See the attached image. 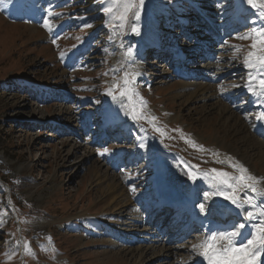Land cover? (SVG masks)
<instances>
[{
  "label": "rangeland",
  "instance_id": "obj_1",
  "mask_svg": "<svg viewBox=\"0 0 264 264\" xmlns=\"http://www.w3.org/2000/svg\"><path fill=\"white\" fill-rule=\"evenodd\" d=\"M255 5L144 0L126 12L125 0H0V264H194L200 224L175 239L166 209L152 219L157 197L193 194L194 216L201 204L235 209L222 180L241 175L256 191L237 186V203L261 223L264 158L244 89L264 79L244 64L264 31V0ZM164 43L185 61L186 48L202 51L177 74L169 56L151 55ZM119 206L135 221L113 225Z\"/></svg>",
  "mask_w": 264,
  "mask_h": 264
},
{
  "label": "snow or ice",
  "instance_id": "obj_2",
  "mask_svg": "<svg viewBox=\"0 0 264 264\" xmlns=\"http://www.w3.org/2000/svg\"><path fill=\"white\" fill-rule=\"evenodd\" d=\"M247 3L249 5H252L255 7V0H247ZM144 6V0H138V4L135 2V0H125V11H129L131 9L135 8H142ZM105 11H111V9H105ZM58 15V14H57ZM262 16H264V13H261ZM124 16H121V19H124ZM134 18L136 20H139L140 18V11H134ZM49 24L48 20H45V26L47 27ZM86 27L88 25H85ZM132 31L134 33L139 34V29L135 26H133ZM255 32L256 30L253 29ZM259 39L258 41H254L251 47L253 49L257 48V44L259 43L261 45L259 49V54H257L256 51H251L248 53L247 57L245 58L244 64L248 68H253L257 64L264 68V31H260L257 33ZM241 39H247V36L240 37ZM255 77L250 76V81L255 80ZM128 81L125 80V84H127ZM259 85L262 89H264V79L259 80ZM253 89L249 87V91H252ZM123 94V93H122ZM135 119V117H133ZM159 131V129H157ZM143 146V145H141ZM105 152H107V149H105ZM214 173H217L218 177H227L228 173L225 172H217L216 169L211 170ZM242 171H246L243 170ZM188 179L193 182V186L197 182V175L194 172L189 171L188 173ZM237 181V184H232L229 182V180L224 179L222 180V183L227 185L231 191H224L220 192V195H222L225 199L229 200L232 204L236 205L237 207H241L240 204L237 203V186H239V190L243 191L245 189H251L253 192L256 191V189L246 183V180H252L253 177H244L243 175L239 177H234ZM200 211L204 212L205 207L203 204L199 205ZM262 216H264V212L261 213ZM254 218V215L251 211L247 212V214L244 216V220H252ZM234 227H236L234 225ZM239 229H243L245 227L244 223L239 224ZM241 233L238 231H232V232H221L218 235L214 234L212 237L209 238V240L205 241L203 245H200L202 247L203 251L200 253L201 255L205 256L206 259H208L209 264H255L256 257L264 253V221H261V223L254 229L252 232V238L247 240V243H241L239 247L235 246L233 243V238L240 235ZM224 241L227 240V246L226 247H219L217 244V241ZM197 247L194 245V248Z\"/></svg>",
  "mask_w": 264,
  "mask_h": 264
},
{
  "label": "bare ground",
  "instance_id": "obj_3",
  "mask_svg": "<svg viewBox=\"0 0 264 264\" xmlns=\"http://www.w3.org/2000/svg\"><path fill=\"white\" fill-rule=\"evenodd\" d=\"M20 2V1H19ZM31 7V6H30ZM34 8V7H33ZM23 10V9H22ZM34 10V9H33ZM38 10H43V8H38ZM19 11V10H18ZM35 12H36V10H35ZM39 13V12H38ZM20 15V14H19ZM24 16V15H23ZM22 17V16H21ZM36 17H37V15H36ZM207 27V26H206ZM228 31H230V28H228L227 29V32ZM205 44H208V43H205ZM210 45V44H209ZM212 48V47H211ZM201 50H202V48H201ZM182 51H183V54H182V56H183V60L185 61V56H184V50L182 49ZM196 51V50H195ZM195 51H193V48H190V47H188V48H186V54L189 56V57H186V60H188L189 58H191V57H193V55L196 53ZM211 51V50H210ZM209 51V53H211ZM200 53V52H199ZM198 53V54H199ZM198 54L196 55V56H194L193 58H195V57H198ZM161 58L163 59V61H164V57L163 56H161ZM154 65V64H153ZM152 65V66H153ZM231 67V65L230 66H228L227 68H230ZM258 68H261V67H255L254 69H251V71H254L255 69H258ZM179 70H181V69H178V71ZM177 71V72H178ZM251 74H252V72H251ZM249 75V79H250V76H252V75ZM255 78H256V76H254ZM252 81V80H251ZM195 86V85H194ZM187 87V86H186ZM212 87L213 86H205V87H199V89L197 90V91H195L194 93H192V94H198V92H200V91H203L204 92V94L206 93H208V92H211V90H215V89H212ZM249 87H251L253 90L252 91H249ZM245 90H247L248 91V94L250 95V99H249V104L253 107V109H254V113H255V122H254V133H255V135L256 136H259V138L261 139V144L257 141L256 143H257V146L255 147L254 146V149L253 150H255V155H256V157H258V156H260L261 158H264V150H263V148H262V144L264 145V142H263V140H264V89H262L261 87H260V85H259V79H258V85L256 86V85H253V84H247V86L244 88ZM205 94V95H206ZM213 96V95H212ZM227 96V95H226ZM203 99H207V97H203ZM225 103V102H224ZM220 107V106H219ZM228 109V108H227ZM220 111H224L225 110V106L223 105V106H221L220 107V109H219ZM230 113V112H229ZM232 115V114H231ZM231 117V116H230ZM233 118V117H232ZM238 123V122H237ZM244 124V123H243ZM245 127V126H244ZM236 129V128H235ZM255 138V137H254ZM253 139V138H252ZM251 140V139H250ZM258 140V139H257ZM254 144V143H253ZM263 150V151H260L261 149ZM76 149V148H75ZM250 159H252V158H247V160H244V161H246L247 163L248 162H251L250 161ZM106 174V173H105ZM105 174H103V177H106L107 178V174L105 175ZM262 178H264V176L262 175ZM262 180V179H261ZM261 184H262V190L264 191V180H262L261 182H260ZM114 188H116V185L114 184V183H111L110 184V186H109V190H113ZM105 192H108V190H106ZM171 194H169V195H165V196H161L160 198H159V196L157 197L158 198V204H157V206H156V210H158V209H161L163 206H164V203H169V202H167V201H170V200H172L171 202H170V204H168L170 207L169 208H172L171 206H175L174 204L175 203H177L180 199V197L182 196V195H180L179 196V194H172V193H176V192H170ZM264 193V192H263ZM166 194H167V192H166ZM134 198H135V196H134ZM189 198V197H188ZM261 198H262V200L264 201V194L261 196ZM131 199V198H130ZM198 200V199H197ZM251 201V200H250ZM262 201V202H263ZM257 202H259V201H257ZM244 203L245 202H242V201H240V202H238V204H240L241 205V207H235V209H234V212L235 213H237L239 216H240V218H243V220H244V216L247 214V212H249V211H251L252 213H253V215H254V213H255V210H253V209H250V210H247L248 208H246L245 207V205H244ZM257 204V203H256ZM264 204V203H263ZM132 205L133 206H136L137 208H139L138 207V203H136V199H133L132 200ZM166 205V204H165ZM259 206V205H258ZM261 206H262V204H261ZM263 207V206H262ZM259 209H260V207H258ZM140 209V208H139ZM187 209V208H186ZM233 209H231V210H233ZM183 210V209H182ZM133 211V210H132ZM258 212H260V211H258ZM257 212V213H258ZM114 213H116V214H118V213H122L123 215H119V219L117 220V221H115V222H113V225L115 224V225H121V224H124L125 223V221H127V220H129V221H132V222H134L135 221V218H134V214H132L131 213V210L130 209H123V207L122 206H119V207H117L115 210H114ZM203 213V212H202ZM221 214H224V213H229V212H226V211H221L220 212ZM261 214V212L259 213V215ZM256 215V214H255ZM257 216L256 215V217L258 218L259 217V220L260 221H264V216H262V215H260V216ZM142 219H143V217H142ZM145 219V218H144ZM254 219H255V217L252 219V220H247V221H245L244 220V222H246L245 224H246V226L243 228V229H239V227L238 226H236L235 224H233V225H230V226H225V225H222V226H214V225H216V224H214L213 222L212 223H206L205 224V228L203 229V231H205V235H204V238L202 239V242L201 243H199L198 245H197V247H195V249H194V254L195 255H198V257L196 258V260H195V262H194V264H209V262H208V259H206L205 258V256H203V255H201L200 253L203 251V249H202V247H200V245H203V243L205 242V241H207V240H209V238L210 237H212L214 234H216V235H218L219 233H221V232H224V233H227V232H232V231H238V232H240L241 234L240 235H238V236H236V237H234L233 238V243H234V245L235 246H237V247H239L240 246V244L241 243H247V240L248 239H251L252 238V232L254 231V229L257 227V225L254 223ZM259 221V222H260ZM124 222V223H123ZM139 222H141V223H143L144 221H139ZM210 222V221H209ZM214 222H216V221H214ZM256 222H258V221H256ZM189 225H190V223H189ZM234 225L236 226V227H234ZM107 230V229H106ZM123 238V237H122ZM204 239H205V241H204ZM217 244H218V246L219 247H221V248H223V247H226L227 246V240H224V241H217ZM151 248L152 247H150V248H148V250L150 251L151 250ZM173 249V247H169V248H165V252L161 255V256H158L157 257V260H162V259H165V258H167V256H168V254L167 253H169L170 254V250H172ZM139 250H143V248H140ZM166 250H167V252H166ZM124 251V253L127 255V256H129V257H131V258H134L135 257V250H123ZM262 259H264V253H262L261 255H259V256H257L256 257V262H255V264H259V262L262 260ZM156 260V261H157ZM159 262V261H158ZM187 264V263H186Z\"/></svg>",
  "mask_w": 264,
  "mask_h": 264
},
{
  "label": "trees",
  "instance_id": "obj_4",
  "mask_svg": "<svg viewBox=\"0 0 264 264\" xmlns=\"http://www.w3.org/2000/svg\"><path fill=\"white\" fill-rule=\"evenodd\" d=\"M2 179H3V178H2ZM3 181L6 183V185H8V186H9V182H7V181H6V180H4V179H3ZM10 189H11V188H10ZM3 195H5V192L3 193ZM9 198H10V201L12 202V200H13V199H12V196H11V195H10V197H9Z\"/></svg>",
  "mask_w": 264,
  "mask_h": 264
}]
</instances>
